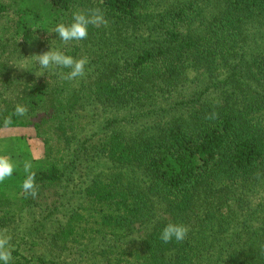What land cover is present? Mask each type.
Masks as SVG:
<instances>
[{
  "label": "trees",
  "instance_id": "obj_1",
  "mask_svg": "<svg viewBox=\"0 0 264 264\" xmlns=\"http://www.w3.org/2000/svg\"><path fill=\"white\" fill-rule=\"evenodd\" d=\"M90 8L86 40L52 32ZM49 49L85 75L36 76ZM5 128L44 149L35 198L22 169L0 183L10 264H264V0H0Z\"/></svg>",
  "mask_w": 264,
  "mask_h": 264
},
{
  "label": "clouds",
  "instance_id": "obj_2",
  "mask_svg": "<svg viewBox=\"0 0 264 264\" xmlns=\"http://www.w3.org/2000/svg\"><path fill=\"white\" fill-rule=\"evenodd\" d=\"M108 23L104 13L99 8H90L87 11H74L72 13L71 23H57L52 30L59 36V40L65 45L72 41H82L88 38L89 26L100 27ZM32 59L39 64L41 71L36 76H41L47 70L69 69L67 73L60 72L62 80H74L85 75L86 65L89 63L86 56L75 58L67 55L60 49H49L41 54H34ZM28 58V57H27ZM26 58V59H27ZM28 113V108L17 104L14 108V115L23 117ZM217 114L210 113L206 118L215 119ZM13 121L8 118L4 120V125L9 126ZM16 169V164L12 157L6 154H0V183L12 177ZM23 171L26 174L21 184L23 193L35 198L39 192V184L36 183V171L33 170V164L30 160L23 162ZM189 232V228L182 223H167L160 232V240L167 244L172 242H182ZM12 237L7 229H0V264H10L13 260L12 252L14 250L11 244Z\"/></svg>",
  "mask_w": 264,
  "mask_h": 264
},
{
  "label": "rangeland",
  "instance_id": "obj_3",
  "mask_svg": "<svg viewBox=\"0 0 264 264\" xmlns=\"http://www.w3.org/2000/svg\"><path fill=\"white\" fill-rule=\"evenodd\" d=\"M30 5H33L40 12L44 13L46 11V7L40 2H34ZM0 154L11 156L16 168L22 170L25 160H30L33 168H35L44 159V149L41 141L29 129L21 128L0 130ZM7 194L11 197L19 196L20 188H11Z\"/></svg>",
  "mask_w": 264,
  "mask_h": 264
}]
</instances>
